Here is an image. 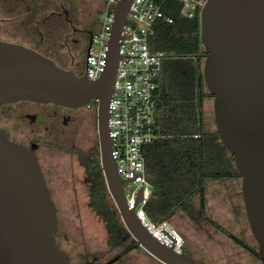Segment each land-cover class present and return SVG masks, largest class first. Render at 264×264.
<instances>
[{
	"label": "water",
	"instance_id": "water-1",
	"mask_svg": "<svg viewBox=\"0 0 264 264\" xmlns=\"http://www.w3.org/2000/svg\"><path fill=\"white\" fill-rule=\"evenodd\" d=\"M132 1L116 5L107 64L97 79L64 68L33 47L0 39V105L32 100L78 109L98 97L101 167L128 232L164 264H203L162 243L142 223L126 200L124 185L131 179L118 173L112 156L108 104ZM200 37L208 53L203 73L214 95L216 126L242 175L246 216L264 264V0H208L200 16ZM37 148L35 142L26 145L11 139L0 128V264H72L55 238L58 206ZM142 199L141 187L135 205Z\"/></svg>",
	"mask_w": 264,
	"mask_h": 264
},
{
	"label": "trees",
	"instance_id": "trees-1",
	"mask_svg": "<svg viewBox=\"0 0 264 264\" xmlns=\"http://www.w3.org/2000/svg\"><path fill=\"white\" fill-rule=\"evenodd\" d=\"M156 1L162 3L173 22L158 20L156 32L150 38L151 48L165 51L167 57L157 76L155 116L161 136L144 147L146 177L153 188L144 206L146 213L155 224L170 220L178 210L190 214L192 199L198 195L200 217L260 258L258 249L246 244L206 212L207 181L242 175L219 131L211 132L205 126L203 106L207 87L203 60L208 53L200 37V19L180 16L177 0ZM79 159L89 181V205L106 223L110 249L123 247L129 240L131 244L123 253L138 247L109 194L99 146L87 152L79 150Z\"/></svg>",
	"mask_w": 264,
	"mask_h": 264
},
{
	"label": "rangeland",
	"instance_id": "rangeland-1",
	"mask_svg": "<svg viewBox=\"0 0 264 264\" xmlns=\"http://www.w3.org/2000/svg\"><path fill=\"white\" fill-rule=\"evenodd\" d=\"M73 1L86 13L96 14L91 16L90 27L97 31L102 25L105 0ZM25 32L23 27L15 28L8 39L34 47V42L27 36L25 38ZM86 53L87 49H82L74 52L70 59V66L81 75L85 72ZM203 111L206 129L217 131L214 95L208 88ZM50 122L53 127L50 133L41 134L37 155L58 206L59 227L55 238L72 256L75 264H83L95 255L107 260L119 248H109L106 223L89 205V181L85 167L79 159V150L87 152L92 147L99 146L97 111L82 107L74 111L72 120L67 124L60 119L46 121L44 124ZM28 124V121L23 120V125L28 127ZM241 186L242 176L208 180L206 212L246 244L258 249L247 220ZM198 210L199 196L196 195L192 199L190 214L178 210L170 219L186 240L183 248L185 252L203 264H263L259 257L202 219ZM129 244L131 240L125 246ZM119 264L164 263L138 245Z\"/></svg>",
	"mask_w": 264,
	"mask_h": 264
},
{
	"label": "built area",
	"instance_id": "built-area-1",
	"mask_svg": "<svg viewBox=\"0 0 264 264\" xmlns=\"http://www.w3.org/2000/svg\"><path fill=\"white\" fill-rule=\"evenodd\" d=\"M120 0H105L102 25L92 37L85 57V74L90 79L99 78L106 67L108 45L115 20L116 5ZM179 14L185 18L198 17L208 0H177ZM164 20L173 22L162 3L156 0H133L120 41L115 82L108 104L109 136L112 141V156L117 162V171L125 179V196L130 208H135L142 223L167 246L183 252L186 240L170 220L160 224L148 217L145 204L153 188L146 177L145 145L160 138L156 123L157 76L162 69L167 53L152 49L150 38L155 34V23ZM98 97L85 106L96 109ZM143 199L135 205L140 188Z\"/></svg>",
	"mask_w": 264,
	"mask_h": 264
},
{
	"label": "flooded vegetation",
	"instance_id": "flooded-vegetation-1",
	"mask_svg": "<svg viewBox=\"0 0 264 264\" xmlns=\"http://www.w3.org/2000/svg\"><path fill=\"white\" fill-rule=\"evenodd\" d=\"M92 15L73 0H0V39L10 41L8 38L12 30L23 27L26 29L25 38L29 37L35 44L33 48L54 59L58 65L73 69L70 59L74 52L88 49L95 33L90 27ZM75 110L50 101L9 102L0 105V128L17 142L26 145L37 143L38 153L41 134L50 133L53 127L51 122H44L60 119L67 124L72 120ZM23 120L29 122L28 127L23 125ZM56 241L75 264L68 251L59 245L57 238ZM125 245L107 260L95 255L83 264H119L130 252L123 253L127 247Z\"/></svg>",
	"mask_w": 264,
	"mask_h": 264
},
{
	"label": "crops",
	"instance_id": "crops-1",
	"mask_svg": "<svg viewBox=\"0 0 264 264\" xmlns=\"http://www.w3.org/2000/svg\"><path fill=\"white\" fill-rule=\"evenodd\" d=\"M99 29H100V28H99ZM99 29H98V30H99ZM98 30H97V31H98ZM95 32H96V31H95Z\"/></svg>",
	"mask_w": 264,
	"mask_h": 264
}]
</instances>
